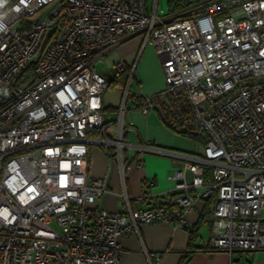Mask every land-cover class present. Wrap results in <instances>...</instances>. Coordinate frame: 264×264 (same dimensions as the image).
<instances>
[{
    "label": "built area",
    "instance_id": "2783aa9c",
    "mask_svg": "<svg viewBox=\"0 0 264 264\" xmlns=\"http://www.w3.org/2000/svg\"><path fill=\"white\" fill-rule=\"evenodd\" d=\"M158 9V0H0V264H120L121 234L172 222L161 206L132 209L126 191L119 210L105 209L106 178L88 176L90 144L112 150L123 173L134 68L118 120L106 123L109 80L96 56L138 34L161 59L160 96L190 108L204 142L173 172L178 217L214 199L211 249L264 251V0ZM142 96L148 113L154 94Z\"/></svg>",
    "mask_w": 264,
    "mask_h": 264
},
{
    "label": "crops",
    "instance_id": "0c3cea01",
    "mask_svg": "<svg viewBox=\"0 0 264 264\" xmlns=\"http://www.w3.org/2000/svg\"><path fill=\"white\" fill-rule=\"evenodd\" d=\"M147 1L150 6L153 5L154 0L151 3ZM159 4L160 0L158 8ZM142 45V34L127 38L115 48L97 55L95 68L96 64L103 63L106 72L101 74L111 81L118 70L117 61L123 60L128 68L134 67L133 79L144 83L147 64L143 66V74L137 75ZM153 57L157 72L154 77H149L148 85L144 88V92L149 94L159 93L165 84L162 63L151 48L147 51L146 61ZM117 79L118 83L106 89L101 96L106 123L118 120L129 82V79L124 80V76ZM133 79L124 104V123L127 126L124 139L128 147L124 151L126 163L123 173L118 160L112 156V150L107 154L100 145H89L88 176L90 179L106 178L108 189L97 202L109 211L120 209L124 191L134 210L155 207L156 197L159 198L158 202L171 200L173 193L180 192L175 188L176 182L172 177L174 170L185 167L192 162L190 157L198 155L192 149L193 138L166 125L158 109L153 108L148 113L141 110L137 98L144 94L131 89ZM108 131L113 133L112 127ZM196 140L203 149V140ZM140 159L143 165L138 164ZM187 172L189 178L194 175L189 168ZM149 180L153 181L152 186L148 184ZM213 209L214 199L196 198L190 210L184 211L170 223H141L138 229L121 234L118 237L120 264H264V251L237 250L230 256L225 251L211 249Z\"/></svg>",
    "mask_w": 264,
    "mask_h": 264
},
{
    "label": "trees",
    "instance_id": "16d2710c",
    "mask_svg": "<svg viewBox=\"0 0 264 264\" xmlns=\"http://www.w3.org/2000/svg\"><path fill=\"white\" fill-rule=\"evenodd\" d=\"M199 1L202 0H168V3L170 5L168 13H183V11H185L183 10L185 7L193 5L194 3ZM120 76H124V80H127L130 77V68L126 66L124 70H117L115 78L109 81V87H113L115 84H117V77ZM153 97L156 102L154 108L159 110L160 115L166 125L183 135H188L193 139H200V137L193 131L194 126L192 123L190 108L186 104H181V106H177L174 101H169L166 100L164 97H161L160 93L154 94ZM145 100L146 98L144 96L139 95L137 98V105L140 108L143 107V105L145 104ZM178 193L179 192L173 193L171 195V199ZM155 199L156 204L154 206L163 207L166 212H168L172 221L178 218V207L176 204H174L171 200H160V202H158L159 198L156 197Z\"/></svg>",
    "mask_w": 264,
    "mask_h": 264
},
{
    "label": "rangeland",
    "instance_id": "374dc122",
    "mask_svg": "<svg viewBox=\"0 0 264 264\" xmlns=\"http://www.w3.org/2000/svg\"><path fill=\"white\" fill-rule=\"evenodd\" d=\"M152 0H150V3H151ZM170 9V5L169 3L167 2V0H160V4H159V9L158 11L160 13H165V12H168ZM172 14V13H170ZM153 48L154 52H155V55L157 56L158 60L161 61L159 55L157 54L156 52V49L153 45L151 44H148V45H142L141 47V50L139 52V55H138V58H139V65H138V69H137V75L138 74H143L144 71H142L143 69V66L145 64H147V67H146V78L144 79V83H139L137 79H133V85H132V90L139 93V94H144L146 96H152L154 93L156 92H153V93H147V92H144V88H145V85L147 84L148 85V79L150 76L154 77V75L156 74L157 70H156V66H155V57L149 59L148 61H146V58H147V51L149 49ZM142 56V57H141ZM141 58V59H140ZM96 68L97 70L100 72V73H103V72H106V68H105V65L102 63H98L96 64ZM163 70V68H162ZM164 73V71H163ZM164 77H165V73H164ZM125 78H126V75H125ZM129 79V78H128ZM127 79V80H128ZM144 86V87H143ZM166 87V79H165V84H164V87L163 89ZM162 89V90H163ZM153 109V108H152ZM192 149L197 153V154H200L201 151H202V148H201V144L196 140V139H192ZM263 215H264V210H263Z\"/></svg>",
    "mask_w": 264,
    "mask_h": 264
}]
</instances>
